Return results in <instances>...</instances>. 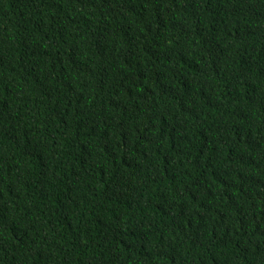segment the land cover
Returning a JSON list of instances; mask_svg holds the SVG:
<instances>
[{"label":"trees","instance_id":"trees-1","mask_svg":"<svg viewBox=\"0 0 264 264\" xmlns=\"http://www.w3.org/2000/svg\"><path fill=\"white\" fill-rule=\"evenodd\" d=\"M0 264H264V0H0Z\"/></svg>","mask_w":264,"mask_h":264}]
</instances>
